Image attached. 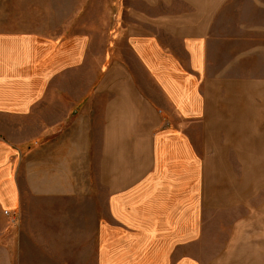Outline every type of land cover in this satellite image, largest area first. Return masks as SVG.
<instances>
[{"label": "crops", "instance_id": "0c3cea01", "mask_svg": "<svg viewBox=\"0 0 264 264\" xmlns=\"http://www.w3.org/2000/svg\"><path fill=\"white\" fill-rule=\"evenodd\" d=\"M182 1L194 12L132 24L131 56L75 95L47 86L76 44L53 42L29 94L16 76L27 37L0 33V114L14 120L0 139V264H76L75 249L16 246L27 220L93 238L94 264H264V84L247 96L208 71L201 20L223 0Z\"/></svg>", "mask_w": 264, "mask_h": 264}, {"label": "rangeland", "instance_id": "374dc122", "mask_svg": "<svg viewBox=\"0 0 264 264\" xmlns=\"http://www.w3.org/2000/svg\"><path fill=\"white\" fill-rule=\"evenodd\" d=\"M194 9L182 0H0V33H21L27 37V49L21 55L22 60L16 59L22 67L27 63L24 70L27 75L22 72L16 76L22 74L28 78L29 94L35 93L37 71L55 45L53 42H59L63 51L68 50L67 42L70 41V47L76 44L73 59L66 54L60 58V65L65 64L64 68L68 69L61 70L47 86L68 89L75 95L86 88L93 91L109 63L131 56L126 44L132 35V24L146 23L148 13L157 15L152 20L168 19L170 22V17L159 15L194 12ZM140 11L145 14L140 16ZM215 12L216 16L202 17L201 20L210 23L208 71L221 77L231 78L233 75L244 80L246 95H254L259 86L253 85L258 81L264 84V0H223ZM5 116L0 114V139L5 128L14 121ZM33 181L34 177H29V187ZM47 202L51 203L44 198V201L30 203L40 209ZM236 212L237 216L242 215V210ZM29 215L37 214L32 211ZM51 221L52 224H47L50 220H27L21 229L12 228L16 246L75 249L76 264H94L93 238L80 240L83 233L77 232L76 240L68 239L72 235L55 232L58 228L55 223L59 220ZM211 245L212 242L209 254L219 248H211ZM202 259L208 264L212 257L204 256Z\"/></svg>", "mask_w": 264, "mask_h": 264}]
</instances>
